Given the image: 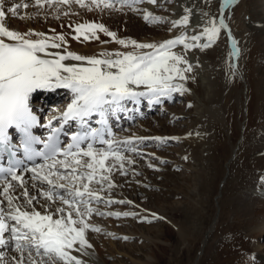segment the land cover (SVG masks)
<instances>
[{"label": "snow or ice", "instance_id": "obj_1", "mask_svg": "<svg viewBox=\"0 0 264 264\" xmlns=\"http://www.w3.org/2000/svg\"><path fill=\"white\" fill-rule=\"evenodd\" d=\"M212 2L194 0L192 6L182 5L183 15L173 20L138 7L148 3L164 9L171 0H0V154L10 158L7 168L0 167V264H86L80 257L93 247L86 233L103 231L89 222L93 215L138 216L131 211L104 212L93 205H132L131 200L104 196L118 187L113 172L127 176L126 165L136 163L125 152L144 157L138 145L149 139L163 144L176 138L120 139L111 121L124 114L142 115L141 105L151 108L173 99L174 94L188 92L185 83L194 79L189 75L194 65L187 54L214 47L224 30L232 45L229 55L239 57L241 50L226 23V10L239 6L240 0H218V15L212 14ZM74 5L87 11L128 9L142 13L147 23L169 24V31L180 29V34L158 43H140L119 38L99 22H73L67 25L71 32L51 29V34L35 29L22 32L11 23L35 19L42 9L45 17L47 9H53L55 19L61 14L78 15ZM30 6L36 8L34 14H21V9ZM197 15L198 21L193 22ZM98 33L111 41H100ZM69 38L79 43L114 42L122 49L79 54L70 50ZM178 46L180 50L174 51ZM57 89L67 90L71 100L65 110L53 109L58 115L42 124L31 104L32 96L38 90ZM73 123L76 130L67 132ZM37 127L46 130L45 139L34 134ZM10 129L19 135V146L12 143ZM62 136H68V142H63ZM40 144L43 148L38 150L36 145ZM20 150L33 161L32 167L22 169L31 174V184L18 174L23 161H13ZM36 158L43 162L35 163ZM148 167L158 170L151 163Z\"/></svg>", "mask_w": 264, "mask_h": 264}, {"label": "rangeland", "instance_id": "obj_2", "mask_svg": "<svg viewBox=\"0 0 264 264\" xmlns=\"http://www.w3.org/2000/svg\"><path fill=\"white\" fill-rule=\"evenodd\" d=\"M33 8L30 6L27 10H21V13L30 14ZM164 9H158L155 15L167 16ZM47 10L50 14L52 9ZM44 12L45 10L39 18L50 21L49 14L47 19ZM144 24L149 28L164 25ZM222 99L224 120L217 118L202 131H208L212 143L206 151H196L190 147L191 122L188 115L193 112L194 107L192 104L191 107L188 106L190 103L186 95L175 94L172 100L163 102L156 112L135 120L118 132L116 137L120 139L143 131L149 137L176 139H168L163 144L150 139L145 141L143 145H138L139 150L146 154L144 157L125 152L136 163L126 165L127 176L113 172V179L118 187L105 192L104 196L131 200L133 204L93 206L104 212L131 211L138 213V216L116 218L93 215L90 218V223L105 229L100 233L90 230L86 233V238L98 250L102 259L109 264H133V260L144 263L152 256L155 259L153 264H193L215 217V199L225 179L226 165L234 150L243 118L239 99L234 102L230 95H224ZM246 146L247 144L240 149L233 164L234 179L240 175L248 158ZM162 159L167 163H161ZM149 163L158 170L148 167ZM133 172L139 175H134ZM231 188L232 184L228 189ZM227 204L223 206V217L199 264H243L247 262V257H254L251 251L245 252L233 230L227 229V222L235 221L238 217L239 221H235V224L243 222V217L238 216L240 213L235 215L233 208ZM39 210L43 212V209ZM145 217L147 219L142 220ZM108 233L115 234V237L127 236L128 239L114 238ZM261 243L264 244V237ZM244 258L246 259L243 260Z\"/></svg>", "mask_w": 264, "mask_h": 264}, {"label": "bare ground", "instance_id": "obj_3", "mask_svg": "<svg viewBox=\"0 0 264 264\" xmlns=\"http://www.w3.org/2000/svg\"><path fill=\"white\" fill-rule=\"evenodd\" d=\"M193 3L194 0H171V3L164 7L166 17L173 20L179 19L183 15L182 5L192 6ZM143 5L138 7L147 9L153 12L154 15L160 9L148 3H143ZM115 7L120 8L117 5ZM218 7V0H213L211 5L213 15H218ZM74 8L79 13L78 15L64 16L61 14L59 19H55V13L52 9L50 14L47 10L50 21H44L37 17L32 20H12L11 23L14 28L22 32L35 29L51 34V29H55L58 33L71 32V29L67 28L69 23L99 22L105 24L109 30L116 32L119 38H130L140 43H158L180 34V29L169 31V24L155 28L146 27L142 13L137 14L128 9L123 12L110 10L101 12L99 9L87 11L79 9L78 6H74ZM40 11L42 13L44 10ZM35 12L36 8L34 7L29 15ZM226 15V23L229 25L232 36L237 40L238 47L241 50L239 57L229 55L232 51V45L224 34L226 30L222 32L218 43L214 47L206 51L193 50L187 54L189 61L194 65L193 72L189 74L194 79H189L185 83L189 91L184 94L187 96L188 102L194 107L193 112L188 115L191 122L189 132L192 134L190 136L192 139L190 141L191 149L206 151L212 145L208 131L205 130L203 133L202 131L213 120L217 118L224 120V112L221 107L223 102L221 97L223 98L224 95H230L234 102L240 100V111L243 116L237 135L238 138L233 147L234 150L226 165L225 179L215 199V217L193 264L200 263L209 240L223 217L225 203L233 208L235 215L240 213L238 216L243 217V222L240 225L235 224L239 221V217L235 220L236 222L233 220L226 224L227 229L233 230L234 236L242 242V248L245 252L249 250L254 255V261L251 257H247L248 259H243L247 260L243 264H255L256 262L264 264V244L261 243V239L264 237V0H240L239 6H235L234 9L230 6L226 10ZM81 20L83 21L81 22ZM197 21L198 15L193 17V22ZM61 25H64V27H61ZM98 35L100 41H111V38L103 33H98ZM69 46L70 50L84 55H94L104 50L122 49V46L114 42L104 44L98 41H86L79 43L71 38H69ZM178 50H180V46L174 49V51ZM197 61L199 66H196ZM56 92L58 96L67 95L60 111L66 109L71 100V94L65 89H57L52 92L44 91L43 109L50 102L49 97L54 96ZM157 106L159 105L151 108L155 111ZM51 109L57 108L51 107ZM47 110L48 108L44 111ZM52 110L47 114L45 113L47 118L58 115L57 112ZM140 125L143 127L142 124ZM146 135L147 133L143 131L141 134L139 132L131 133L128 137H147L148 135ZM245 144H247L245 149L248 158L240 175L234 179L232 167L240 153V149H243ZM25 179L29 180L31 184L30 177H25ZM230 184H232V188L228 189ZM19 191L17 189V194ZM101 228L105 231L104 227L101 226ZM87 251L88 255L80 257L86 261V264H109L98 255L96 248L92 247ZM73 254L80 255L79 253ZM132 263L153 264L155 259L151 256L144 263L135 260Z\"/></svg>", "mask_w": 264, "mask_h": 264}]
</instances>
